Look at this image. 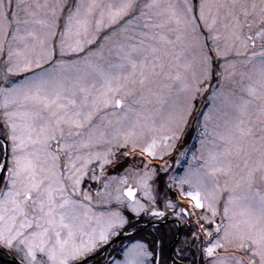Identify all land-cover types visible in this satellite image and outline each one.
<instances>
[{
	"label": "snow or ice",
	"instance_id": "1",
	"mask_svg": "<svg viewBox=\"0 0 264 264\" xmlns=\"http://www.w3.org/2000/svg\"><path fill=\"white\" fill-rule=\"evenodd\" d=\"M0 264H264V0H0Z\"/></svg>",
	"mask_w": 264,
	"mask_h": 264
},
{
	"label": "rangeland",
	"instance_id": "2",
	"mask_svg": "<svg viewBox=\"0 0 264 264\" xmlns=\"http://www.w3.org/2000/svg\"><path fill=\"white\" fill-rule=\"evenodd\" d=\"M189 142L191 143L192 141L190 140ZM182 171H183V168H180L177 170L175 164H173L172 169L170 170V174H179V173H182ZM161 175H164V174H161ZM164 178L167 179L166 176ZM171 227L174 228L173 226H170V227L168 226V228L167 227L164 228L163 231L168 232ZM183 227L184 226L182 225V229H183Z\"/></svg>",
	"mask_w": 264,
	"mask_h": 264
},
{
	"label": "trees",
	"instance_id": "3",
	"mask_svg": "<svg viewBox=\"0 0 264 264\" xmlns=\"http://www.w3.org/2000/svg\"><path fill=\"white\" fill-rule=\"evenodd\" d=\"M168 226H169V227H170V226H173V223H168V225L165 226L164 228H166V227L168 228ZM164 228H163V229H164ZM163 229H162V230H163ZM171 230H172L173 233H175V228H172V227H171Z\"/></svg>",
	"mask_w": 264,
	"mask_h": 264
},
{
	"label": "water",
	"instance_id": "4",
	"mask_svg": "<svg viewBox=\"0 0 264 264\" xmlns=\"http://www.w3.org/2000/svg\"><path fill=\"white\" fill-rule=\"evenodd\" d=\"M170 222L173 223V222H172V218H169V223H170ZM181 229H182V226H181Z\"/></svg>",
	"mask_w": 264,
	"mask_h": 264
},
{
	"label": "flooded vegetation",
	"instance_id": "5",
	"mask_svg": "<svg viewBox=\"0 0 264 264\" xmlns=\"http://www.w3.org/2000/svg\"><path fill=\"white\" fill-rule=\"evenodd\" d=\"M175 231H176V229H175Z\"/></svg>",
	"mask_w": 264,
	"mask_h": 264
}]
</instances>
